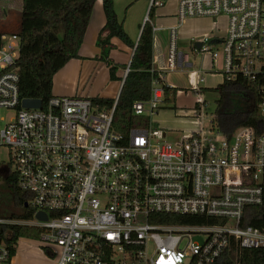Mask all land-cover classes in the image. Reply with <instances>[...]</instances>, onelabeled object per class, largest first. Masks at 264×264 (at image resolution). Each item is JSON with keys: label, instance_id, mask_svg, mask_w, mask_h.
Listing matches in <instances>:
<instances>
[{"label": "built area", "instance_id": "2783aa9c", "mask_svg": "<svg viewBox=\"0 0 264 264\" xmlns=\"http://www.w3.org/2000/svg\"><path fill=\"white\" fill-rule=\"evenodd\" d=\"M165 1L149 0V8ZM175 3L178 22L225 19V34L201 36L196 50L221 58L223 79L259 84V130L248 124L230 136L204 130L209 105L198 76L190 82L200 127L178 142L163 139L151 116L165 104L163 72L182 58L174 34L167 62L151 69L157 78L150 97L131 105L132 114L148 117L147 126L126 135L114 125L117 98L108 109L89 96L52 94L44 107L21 108L18 38L10 35L5 45L0 38V107L15 110L0 129V145L8 148L17 185L33 208L29 218L0 217V224L19 226L18 237L32 236V229L54 264H214L231 244L237 252L264 248V227L241 225L245 207L261 205L264 197V0ZM166 215L204 222H170ZM0 264H11L1 240Z\"/></svg>", "mask_w": 264, "mask_h": 264}, {"label": "trees", "instance_id": "16d2710c", "mask_svg": "<svg viewBox=\"0 0 264 264\" xmlns=\"http://www.w3.org/2000/svg\"><path fill=\"white\" fill-rule=\"evenodd\" d=\"M95 0H0V16L18 14V26L8 32L18 38V55L14 66L18 70V97L40 100L43 107L52 95L54 74L71 58L78 57L91 10ZM104 23L99 29L97 45L101 47V57L107 56L111 38L120 39L132 49L128 71L122 80L113 115L115 128L126 135L131 128L146 127L147 116L132 114L131 105L136 100H147L151 95V81L157 78L152 65V23L153 7L148 10V20L140 28L136 45L129 38L118 21L113 0H101ZM5 35L0 31L1 36ZM116 66V65H115ZM109 65V78L114 79L116 67ZM259 84L253 80L238 77L223 80L211 88L217 94L214 100L212 123L215 129L230 136L239 125L248 124L256 129L262 127L259 114ZM163 101L174 108L177 88L167 86L162 81ZM208 89V88H206ZM210 90V89H209ZM205 89L203 90V92ZM113 98L92 97L99 107L110 108ZM197 106L196 102L194 106ZM0 172L6 179V186L13 198L14 211L5 218H29L33 213L27 203V194L17 185L15 173L8 167ZM8 181V182H7ZM170 222L202 223L203 217L166 215ZM211 221H214L211 220ZM216 221V219H215ZM264 227V197L261 205L246 206L241 225ZM19 226L0 224V240L10 247L11 256L15 247L12 244L19 236ZM264 264V248L241 249L239 252L231 244L214 264Z\"/></svg>", "mask_w": 264, "mask_h": 264}, {"label": "crops", "instance_id": "0c3cea01", "mask_svg": "<svg viewBox=\"0 0 264 264\" xmlns=\"http://www.w3.org/2000/svg\"><path fill=\"white\" fill-rule=\"evenodd\" d=\"M132 1V2H131ZM113 0V5L115 13L117 15L118 21L122 22L124 27V21L118 18L116 12V6L122 4V6H129L136 0ZM141 11L139 15L135 18L137 21V29L134 32L133 29H129L131 23L129 22V27L126 30L129 38L136 43L138 36L140 34L141 22L145 21V17L149 10V0H145L142 4ZM140 7V6H139ZM137 12V11H136ZM176 3L175 0L165 1L162 5L153 6V16H152V65L154 68L162 66L167 62V53L169 48V43L171 39V34L176 37V47L178 53L182 56L177 59V66L174 70L163 72L162 81L170 87L177 88V94L185 92L188 88L191 89L190 80H198V76H202V81L198 82L201 87V92L206 88H214L218 84L223 82V75L220 71L221 58L217 60H212L209 54H202L197 52L196 47L198 46L196 41H198L201 36L205 34H211L223 36L225 34V19L219 18L224 26V31L220 34L216 33L219 29L215 27L212 20L211 28L207 32L202 34L192 35L186 39H180L178 30L181 26L188 20L185 19L182 22H178L176 19ZM169 19H172L173 23H166ZM191 19V18H189ZM104 23V15L101 5V0H95L87 27L85 29L82 43L78 49V57L71 58L67 63H65L53 76L52 79V89L53 95H69L75 94L78 90L85 92V96L89 97H107V98H117L122 84V80L126 75V69L128 68L129 62L131 60L132 49L126 46L122 41H116L111 38V47L108 50L107 56L101 57V47L97 45V36L99 29ZM222 27V26H221ZM130 30V31H129ZM212 34V35H213ZM215 39H212L211 43H214ZM183 46V47H182ZM189 47L190 53H187L183 48ZM95 59V60H94ZM99 62V63H98ZM98 64H104L107 68L105 74L108 77V84L106 89H102L100 93L88 95L90 89L85 90V88L79 89V82L81 78L87 73L93 72ZM109 65H116V70L114 72L116 79L112 80L109 78ZM220 74L222 80L217 83L214 87L203 86V83L208 75ZM109 82H111L109 84ZM204 95V94H203ZM195 104V103H194Z\"/></svg>", "mask_w": 264, "mask_h": 264}, {"label": "rangeland", "instance_id": "374dc122", "mask_svg": "<svg viewBox=\"0 0 264 264\" xmlns=\"http://www.w3.org/2000/svg\"><path fill=\"white\" fill-rule=\"evenodd\" d=\"M144 2L145 0H136L129 6H127L129 2L124 6H122V4L116 6L118 18L124 21V27L126 26V30L129 27V22L131 23L129 28L130 30L134 28L135 32V30L137 29L138 20L135 18V14L136 16L139 15L143 6L142 4ZM173 22L174 21L172 19H169L166 23L171 24ZM211 22L212 20L210 18L205 17L188 19L178 30L179 38L182 40L192 35H198L202 34L203 32H207L212 26ZM214 23H216L215 27H217V29L220 28L218 31H216L217 34H220L224 31V26L222 25L221 19H216ZM140 25L142 26V22ZM17 26L18 14H14V16H11L10 14H4L0 16V31L5 33L2 40L3 45H5L9 39L10 35H8V32L16 29ZM114 39L116 41H121L120 39L115 37ZM13 41L17 42V40ZM183 49L187 53H190L189 47H184ZM106 70L107 68L104 64H98L93 70L92 74L86 73L81 78L79 82V89H90L88 95L97 94L100 93L102 89H106L108 84V77L105 74ZM115 79L116 78L111 79V81ZM221 80L222 76L220 74H216L215 76L208 75L203 83V86L214 87ZM110 83L111 82H109V84ZM211 90V88H208L203 92L209 105L207 114L204 116V118H202V125L204 130L215 129V125L214 123H212L213 118L211 114L213 113L214 100L216 99L217 94ZM85 92L86 91L82 92L78 90L75 94L85 95ZM70 95L74 94H69V96ZM196 99L197 94L193 90L188 88L185 92L177 94L174 101V108L170 107V103L163 104V106L160 107L157 112H155L151 116L153 125L162 128L164 140L169 142H178L182 137L189 135L192 131L197 130L200 127V123L197 120V117L192 115L193 105ZM38 102L39 100L34 98H21L20 107L36 108ZM14 115L15 110L13 108L0 107V129L6 123H8ZM2 167H8L10 170H12L9 150L5 145H0V169ZM14 209L15 208L13 205L11 192L6 186L5 177L0 172V216H4L6 213L14 211ZM28 232H31L32 236L23 234L22 236L18 237L14 253L11 256V264H54V261L51 260L50 256L46 252H44L43 249H41V243L37 239L33 238V230L29 229Z\"/></svg>", "mask_w": 264, "mask_h": 264}, {"label": "water", "instance_id": "95a60500", "mask_svg": "<svg viewBox=\"0 0 264 264\" xmlns=\"http://www.w3.org/2000/svg\"><path fill=\"white\" fill-rule=\"evenodd\" d=\"M142 25H143V24H142ZM135 45H136V43H135ZM124 77H125V76H124ZM40 104H41V102H40V100H39L37 107H40ZM37 107H36V108H37ZM25 205H27V202L25 203ZM37 216H38V217H40V216H41V217H45V215H44L42 212H38V213H37Z\"/></svg>", "mask_w": 264, "mask_h": 264}]
</instances>
